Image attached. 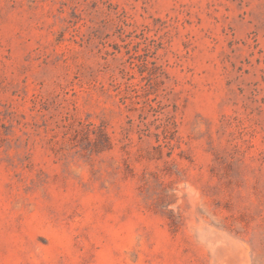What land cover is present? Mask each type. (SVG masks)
<instances>
[{
    "label": "rangeland",
    "instance_id": "rangeland-1",
    "mask_svg": "<svg viewBox=\"0 0 264 264\" xmlns=\"http://www.w3.org/2000/svg\"><path fill=\"white\" fill-rule=\"evenodd\" d=\"M0 264H264V0H0Z\"/></svg>",
    "mask_w": 264,
    "mask_h": 264
}]
</instances>
